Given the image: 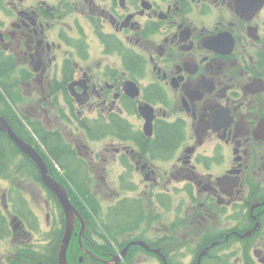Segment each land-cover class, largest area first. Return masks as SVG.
<instances>
[{"label":"flooded vegetation","instance_id":"1","mask_svg":"<svg viewBox=\"0 0 264 264\" xmlns=\"http://www.w3.org/2000/svg\"><path fill=\"white\" fill-rule=\"evenodd\" d=\"M3 120L77 211L67 264H264V0H0ZM0 133V264H60L64 209Z\"/></svg>","mask_w":264,"mask_h":264},{"label":"rangeland","instance_id":"2","mask_svg":"<svg viewBox=\"0 0 264 264\" xmlns=\"http://www.w3.org/2000/svg\"><path fill=\"white\" fill-rule=\"evenodd\" d=\"M21 167L22 169L20 171H26L27 169V165L24 164L23 162H21ZM11 171H15L14 169H12ZM120 171H109L108 174H107V185H105V188H103L101 195H102V198L103 199H107L106 201H103L104 203L105 202H108V203H111L110 200H112V195L111 193H117V195L115 196V199H113V201L116 200V202L126 196V197H132L133 195H135L134 192H132L130 189L134 187V179L135 177L131 176L130 175V179H128V174L125 173V184H122L121 185V188H120V179L119 177L117 176V174L119 173ZM112 174V175H111ZM26 179L30 180L29 177L23 175ZM93 177V176H92ZM93 180L94 182L96 183L97 181L100 180L99 177H93ZM0 183H2V181L0 180ZM127 186L130 187L129 189V192L128 194L124 192L123 189L127 188ZM37 187L39 189H41V194H45L44 190L39 186V184H37ZM24 193L26 195V197L30 200V202L33 204V206L35 207V205H37L39 203V195L37 193V190L34 186H32V184L30 182H27L25 184V187H24ZM92 192L90 194L91 195H95L96 198L98 199H101V195H99L96 191H95V187L92 186ZM147 197L149 198V195H147ZM118 199V200H117ZM129 199H132V198H129ZM145 204H150V207H147L144 206V204L141 202L142 206H143V209H142V212L143 214L147 217V216H155L156 215V211L159 209L157 208V206L154 204V203H150L148 202V200H146L144 202ZM126 205H128V203H126V201H121L119 204H117L116 208H115V211H119L120 208H124ZM37 212V210H35ZM133 211L130 212V214H132ZM38 226L40 228H45L46 225L44 224V222H40V224H38ZM38 231V230H37ZM39 235L45 237V234L41 233L40 231H38Z\"/></svg>","mask_w":264,"mask_h":264},{"label":"water","instance_id":"3","mask_svg":"<svg viewBox=\"0 0 264 264\" xmlns=\"http://www.w3.org/2000/svg\"><path fill=\"white\" fill-rule=\"evenodd\" d=\"M0 128L6 129L10 136L14 139V141L23 149V151L38 163V166L40 168V176L43 183L53 191V193L57 196L59 202L61 203L64 209V212L67 217V228L65 235L62 239V243L60 244L58 256L60 264H67L65 251L71 235L74 218L77 211L70 203L65 188H63V186L60 185L57 181H55L54 178L49 174V172L47 171V167L44 161L39 156V154L31 147H29L26 143L21 141L16 136V134L9 128V126L4 120L0 123Z\"/></svg>","mask_w":264,"mask_h":264},{"label":"trees","instance_id":"4","mask_svg":"<svg viewBox=\"0 0 264 264\" xmlns=\"http://www.w3.org/2000/svg\"><path fill=\"white\" fill-rule=\"evenodd\" d=\"M165 132L167 134H170L173 136L172 132H169V131H165ZM9 152H10V149H8V144L6 143V140L3 137V134L0 133V164L3 163L4 159H5V156H3V154L9 153ZM65 175L67 177H70L71 180H73V182H75L76 184H78L77 179L79 178V179H82V181L85 180V184L89 187V189H91V187H92V183H91L90 176H89L88 172L85 175H83L82 171H66ZM86 191H87V188L85 189V192ZM90 194H91V192L89 190V193H87L83 198V200L88 204L87 206L95 203L94 202V196L93 195L90 196ZM93 207H95V205ZM119 212H120V214L129 213V212L125 211L124 208H120ZM89 215H90V213H89Z\"/></svg>","mask_w":264,"mask_h":264}]
</instances>
